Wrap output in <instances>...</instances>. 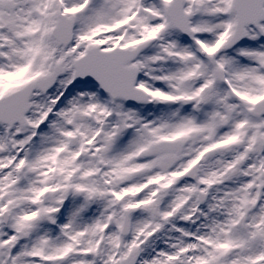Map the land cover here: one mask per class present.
I'll return each mask as SVG.
<instances>
[{"label":"snow or ice","instance_id":"6c2138e0","mask_svg":"<svg viewBox=\"0 0 264 264\" xmlns=\"http://www.w3.org/2000/svg\"><path fill=\"white\" fill-rule=\"evenodd\" d=\"M0 264H264V0H0Z\"/></svg>","mask_w":264,"mask_h":264}]
</instances>
